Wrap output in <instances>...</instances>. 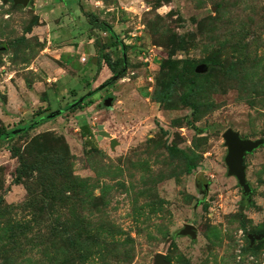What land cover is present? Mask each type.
Listing matches in <instances>:
<instances>
[{"label": "rangeland", "instance_id": "rangeland-1", "mask_svg": "<svg viewBox=\"0 0 264 264\" xmlns=\"http://www.w3.org/2000/svg\"><path fill=\"white\" fill-rule=\"evenodd\" d=\"M85 14L131 48L121 54ZM100 45L110 62L96 69ZM121 57L122 76L104 84ZM203 59L236 72L197 79ZM181 73L158 104L156 82ZM97 87L78 109L0 141V264H153L156 253L167 264H264V242L246 238L264 233V144L243 159L247 201L221 139L231 129L264 141V0H0V130ZM11 147L29 166L20 183ZM184 224L195 239L175 235Z\"/></svg>", "mask_w": 264, "mask_h": 264}, {"label": "trees", "instance_id": "trees-1", "mask_svg": "<svg viewBox=\"0 0 264 264\" xmlns=\"http://www.w3.org/2000/svg\"><path fill=\"white\" fill-rule=\"evenodd\" d=\"M78 7L80 8V5L78 4ZM87 23L89 24V26L91 27L90 29H96L98 32H102L105 33L109 36L110 39H112L115 43V45L120 47V52L121 54L125 53L126 48L130 49L131 47H126L124 46L120 41L117 40V36L114 33V31L103 21H99L97 20L93 15L90 14H85L84 15ZM101 60H103L106 64H109V59H108V55L103 53V46L100 45L98 48V56H97V62H96V69L99 68L100 62ZM202 63L207 65V72L205 74H203L202 76H197V79H202L204 81H208L211 78V75L213 74L214 70H216L217 72H222V75H229V76H233L234 73L236 72L234 69V66H224L222 65V63L219 60H212V59H203ZM168 64V59L160 61L159 63V70H162L163 68L166 67V65ZM114 65V67H113ZM111 65V69L113 70L114 75L119 74L120 78L122 76L123 70H124V58H120L119 60H115L114 64ZM236 67H238V69H241L242 66V61H236L235 64ZM217 67V68H214ZM169 69H172V63L169 65ZM182 75H175V76H169L166 75L165 77L169 80L167 81V83H161L159 84L158 81L156 82V87L154 89V93H153V99L158 103V104H163L165 102H168L171 100V98L173 97L172 95L174 94L172 86L173 85H177L181 82L182 78L180 77ZM160 79V78H158ZM195 80V79H194ZM193 79L189 80V84H194L195 81ZM104 84H107V81H105ZM100 89V87H97L96 89L89 91L85 94H82L81 96H79V98L77 99H73L72 101H70L69 103H67L64 107H62L60 110L54 111V112H50L49 114L32 121L31 123L22 126V127H17V128H13L10 130H0V141H4V142H10L15 136L20 135L22 133H25L29 130H32L34 128H36L37 126L41 125L43 122L51 120L54 117L59 116L62 112L65 111H69L72 112L76 109H78L80 107V105L86 100L88 99L92 94H94L96 91H98ZM195 90H192L191 94H186L183 95L181 97H179L177 100H179L180 104H189V101H191V99L195 96ZM192 108V112H194L196 110V106L194 105H190ZM79 130H80V136L81 137H87L90 134L89 128L85 123H81L79 125ZM10 153L11 155L16 158L18 160L19 166L20 168L17 169L15 171V175H14V180L17 183H20V180L22 178H24L26 176V174L29 172V166L26 165V163L24 162V154H21V152H19L18 148L15 147H11L10 149ZM185 172L187 174H189V172L194 169V164L186 162L185 163ZM28 190V189H26ZM261 234V233H260ZM13 235H9L8 238L12 237ZM261 242H264V240H261Z\"/></svg>", "mask_w": 264, "mask_h": 264}, {"label": "water", "instance_id": "water-1", "mask_svg": "<svg viewBox=\"0 0 264 264\" xmlns=\"http://www.w3.org/2000/svg\"><path fill=\"white\" fill-rule=\"evenodd\" d=\"M8 0H3V2ZM12 4L25 6L28 0H9ZM119 74L114 75L110 78L108 82L113 79H117ZM103 86V85H102ZM101 87V86H100ZM105 102H109V98L105 99ZM97 140L101 138L108 139V145L110 149H113L117 145V142L110 137L108 133L103 130L102 125L96 126V131L93 133ZM221 139L223 141V146L225 147V155L223 157V163L226 168V174L235 179L237 185L241 189V194L249 201V196L251 189L246 182L245 178V166L243 164V159L245 155L251 154L255 149L264 144L262 139L249 140L240 138L238 133L232 131L231 129H226L221 134ZM176 236H188L190 239H195L196 233L195 228L190 224H184L181 229L177 231ZM249 246H251L256 241L264 240V233L261 234H248L246 236ZM153 264H167L164 260V256L161 253H156L153 256Z\"/></svg>", "mask_w": 264, "mask_h": 264}]
</instances>
